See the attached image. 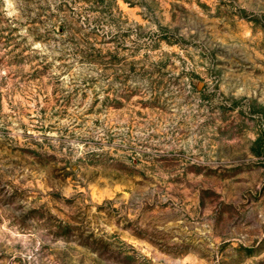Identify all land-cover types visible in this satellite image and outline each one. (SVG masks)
<instances>
[{
	"label": "rangeland",
	"instance_id": "rangeland-1",
	"mask_svg": "<svg viewBox=\"0 0 264 264\" xmlns=\"http://www.w3.org/2000/svg\"><path fill=\"white\" fill-rule=\"evenodd\" d=\"M0 264H264V0H0Z\"/></svg>",
	"mask_w": 264,
	"mask_h": 264
}]
</instances>
